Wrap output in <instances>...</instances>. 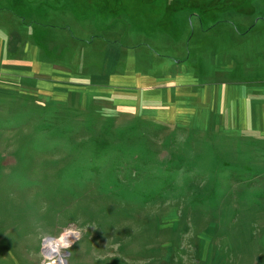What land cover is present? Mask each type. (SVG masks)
I'll return each instance as SVG.
<instances>
[{
	"label": "rangeland",
	"instance_id": "1",
	"mask_svg": "<svg viewBox=\"0 0 264 264\" xmlns=\"http://www.w3.org/2000/svg\"><path fill=\"white\" fill-rule=\"evenodd\" d=\"M263 40L264 0H0V264H264Z\"/></svg>",
	"mask_w": 264,
	"mask_h": 264
},
{
	"label": "crops",
	"instance_id": "2",
	"mask_svg": "<svg viewBox=\"0 0 264 264\" xmlns=\"http://www.w3.org/2000/svg\"><path fill=\"white\" fill-rule=\"evenodd\" d=\"M259 47L262 48V51L260 53L257 50ZM2 48L4 49L3 46H0V50ZM260 54L264 58V40L253 43V45L250 46L249 53H248V55H250L251 57L260 56ZM3 55L4 54L0 51V56H3ZM4 58L5 56L3 57V59ZM262 73H263V76H262L263 79H261V81L263 82L261 86L253 85L252 87L249 88V91L247 92L248 96H247L246 104L243 103L242 105H240V108H238L236 111V112H240L236 120L240 121V123L237 122L238 126L240 125L249 130L250 135H253L254 133L257 134V132L260 130L259 132H261V137L264 138V66H263ZM6 79L12 80L13 78H4L0 75V82ZM181 89L186 90V92H183ZM177 92H178L177 94L180 96L190 95L189 90L186 89L185 87L178 86ZM152 97H153V100L151 104L158 105L159 109L161 110L165 108V105H162V104L168 105L167 103H169V99H172V96H169L168 101H166L165 103H161L160 96L154 95ZM175 117H179V116H177L176 114ZM235 126H237V124H235Z\"/></svg>",
	"mask_w": 264,
	"mask_h": 264
},
{
	"label": "bare ground",
	"instance_id": "3",
	"mask_svg": "<svg viewBox=\"0 0 264 264\" xmlns=\"http://www.w3.org/2000/svg\"><path fill=\"white\" fill-rule=\"evenodd\" d=\"M75 237H76V233L72 230L66 231L58 238L50 237L46 241L45 250L50 254H59L60 261H63V258L61 256L62 247L71 243L75 239ZM53 263H56V261Z\"/></svg>",
	"mask_w": 264,
	"mask_h": 264
},
{
	"label": "trees",
	"instance_id": "4",
	"mask_svg": "<svg viewBox=\"0 0 264 264\" xmlns=\"http://www.w3.org/2000/svg\"><path fill=\"white\" fill-rule=\"evenodd\" d=\"M119 133H121V131H119ZM250 145H251V143H250ZM166 186H167V183L165 185H163L162 187L156 188V190L154 191L156 198H158L159 196H163L169 189H171V188H167ZM167 194H168V192H167ZM228 247H229V243L227 244V247L226 248H228Z\"/></svg>",
	"mask_w": 264,
	"mask_h": 264
},
{
	"label": "built area",
	"instance_id": "5",
	"mask_svg": "<svg viewBox=\"0 0 264 264\" xmlns=\"http://www.w3.org/2000/svg\"><path fill=\"white\" fill-rule=\"evenodd\" d=\"M55 262V261H54ZM47 264H51L50 262L49 263H47ZM53 264H58V263H53Z\"/></svg>",
	"mask_w": 264,
	"mask_h": 264
},
{
	"label": "water",
	"instance_id": "6",
	"mask_svg": "<svg viewBox=\"0 0 264 264\" xmlns=\"http://www.w3.org/2000/svg\"><path fill=\"white\" fill-rule=\"evenodd\" d=\"M66 253H68V251Z\"/></svg>",
	"mask_w": 264,
	"mask_h": 264
}]
</instances>
